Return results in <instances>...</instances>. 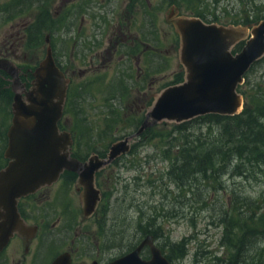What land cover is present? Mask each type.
Wrapping results in <instances>:
<instances>
[{"label":"flooded vegetation","instance_id":"af4514ba","mask_svg":"<svg viewBox=\"0 0 264 264\" xmlns=\"http://www.w3.org/2000/svg\"><path fill=\"white\" fill-rule=\"evenodd\" d=\"M233 1L27 0L22 12L12 11L7 16L8 20L22 13L28 19L0 45V65L18 68L20 89H29L40 61L28 64L20 60L18 45L26 42L27 47L35 38L36 26L32 25L40 18L45 53L49 45L56 66L69 80L68 90L106 91L115 86L130 94L122 103L138 107L141 98L159 83V76L171 68L173 53L179 49L176 20L194 18L204 24L235 26L240 17ZM163 24L169 25L177 38L162 31ZM13 81L0 69V170L8 163L4 153L12 120ZM58 127L64 129L62 119ZM109 147L80 152L73 140L71 157L82 164L93 155L105 159ZM123 156L95 173L100 200L90 216L83 214V187L78 184L77 172L64 171L53 184L19 199L20 224L0 250V264H53L58 258L60 264H109L131 252L137 243L130 250L126 242L113 246L104 232L106 188Z\"/></svg>","mask_w":264,"mask_h":264},{"label":"rangeland","instance_id":"374dc122","mask_svg":"<svg viewBox=\"0 0 264 264\" xmlns=\"http://www.w3.org/2000/svg\"><path fill=\"white\" fill-rule=\"evenodd\" d=\"M11 1L13 4L21 0H0V45L16 30V26L22 25L28 19L21 13L7 20L8 14L4 13L12 8L9 4ZM233 5L239 12L240 19L249 17L252 21L258 18L259 22L264 19V0H234ZM163 26L162 31L165 30L168 35L177 38V35L171 33L172 28L169 25ZM42 38L40 37L41 41ZM25 43L18 45L21 54L19 59L28 64H37L45 55L43 41V50L38 41L30 48ZM244 43L243 41L235 45L232 53H238ZM173 55L170 70L166 75L161 74L155 88L141 98V106L138 104L136 107L132 103L128 105L125 101L122 103L121 100L128 99L130 94L119 92L115 86L106 91H70L69 106L72 108L61 119L63 130L70 132L75 138V147L80 152L90 150V147L93 150L105 149L110 144L134 134L136 128H139L135 125L141 124L146 110L165 85L171 86L177 78L183 80L184 73L179 64L178 50ZM237 91L244 102L260 99L264 103V57L247 72ZM77 105L82 114L78 121L73 116ZM82 118L86 119L88 125L85 121L82 122ZM195 129L199 130L200 127L196 126ZM176 132L171 123L162 122L147 128L141 135L129 141L130 150L115 164V177L106 188L107 215L104 232L108 237L107 242L113 246L126 242L130 247L136 243L138 245L146 235H152L155 245L162 249L163 255L172 258L169 261L165 257L170 264H220L218 259H222L224 252L221 247L223 233L220 219L226 204L230 206L237 196L263 205L264 176L252 173L248 178L237 177L229 170V173L217 177L218 182L199 177L197 182L183 188L167 175L172 156L176 153L172 148L177 145L173 139L178 135ZM185 134L188 135L187 132ZM145 231L150 233L144 235ZM171 246L175 249L172 255L168 250ZM182 248L185 256L177 258L180 254L178 251ZM262 249L264 242H256L248 252L262 257ZM141 256L143 259L150 258L147 247L143 249Z\"/></svg>","mask_w":264,"mask_h":264},{"label":"water","instance_id":"95a60500","mask_svg":"<svg viewBox=\"0 0 264 264\" xmlns=\"http://www.w3.org/2000/svg\"><path fill=\"white\" fill-rule=\"evenodd\" d=\"M179 37L178 60L182 82L160 91L146 110L137 131L111 144L107 157L91 156L84 164L71 157L72 136L60 131L69 80L56 66L48 45L43 59L32 72L29 89H20L18 68L0 69L14 79L12 120L4 153L7 165L0 170V250L18 230L19 199L56 182L64 171L77 172L83 187V214L90 216L100 200L94 175L130 150L129 141L162 122L181 124L196 117L215 114L232 117L243 109L237 92L244 75L264 57V19L249 27L204 24L199 19L180 18L174 23ZM242 49L233 54L240 42ZM48 44L49 42L46 41ZM148 247L150 258L143 259ZM58 258L53 264H60ZM109 264H170L147 235L131 252Z\"/></svg>","mask_w":264,"mask_h":264},{"label":"trees","instance_id":"16d2710c","mask_svg":"<svg viewBox=\"0 0 264 264\" xmlns=\"http://www.w3.org/2000/svg\"><path fill=\"white\" fill-rule=\"evenodd\" d=\"M25 3L26 0H21L18 3L15 1L13 4L11 1L9 4L12 5V9L4 14L10 16L9 13L12 11H15L13 14L22 12ZM40 20L39 18L32 25L36 26L35 32L37 33L35 38L27 43L29 48L36 41L42 44L39 33L41 30ZM255 22H259L258 18L251 21L248 17L241 18L237 24L250 27L255 25ZM239 49L240 46L237 47V50ZM181 79L177 78L174 84L180 83ZM72 90H68L63 115L72 108L69 106L70 91ZM80 92L87 93V91ZM118 101L120 102V100ZM73 111H75L73 116L78 121L79 116L82 115L81 109L77 105ZM81 120L87 124L85 118ZM139 126L135 125V127ZM171 126L175 128L178 135L173 137L177 142V145L172 147L176 153L172 156L167 175L177 185L184 188L188 184L197 182L199 177L203 180L213 179L218 182V178L224 173H229V170H232V173L237 177L248 178L247 176L252 173L264 176V103L260 99H256L254 102H244L243 110L239 115L227 117L209 114L181 124L171 123ZM196 126H199L200 129H195ZM195 132L197 133L195 134ZM73 139L75 140V138ZM90 150L92 151L93 148L90 147ZM90 150L86 149V152L88 153ZM262 200L263 205H259L257 201L236 196L230 206L228 203L226 204L220 219L223 233L221 247L224 250L222 259H218L220 264H264V254L262 257H256L248 252L256 242H264V197ZM149 233V231H145L144 235ZM135 245L130 246L129 250ZM168 250L171 255L175 252L172 246ZM178 252L180 254L177 258L185 256L183 248ZM166 258L169 261L172 260L171 257L167 256Z\"/></svg>","mask_w":264,"mask_h":264},{"label":"bare ground","instance_id":"6f19581e","mask_svg":"<svg viewBox=\"0 0 264 264\" xmlns=\"http://www.w3.org/2000/svg\"><path fill=\"white\" fill-rule=\"evenodd\" d=\"M200 184V183H199Z\"/></svg>","mask_w":264,"mask_h":264}]
</instances>
